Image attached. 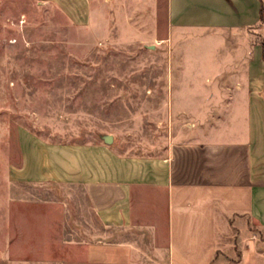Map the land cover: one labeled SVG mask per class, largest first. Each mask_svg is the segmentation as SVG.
<instances>
[{"label":"crops","instance_id":"obj_1","mask_svg":"<svg viewBox=\"0 0 264 264\" xmlns=\"http://www.w3.org/2000/svg\"><path fill=\"white\" fill-rule=\"evenodd\" d=\"M59 4L92 19L94 0ZM165 22L168 39L188 31L220 51L206 55L207 82L168 87L210 117L156 156L20 130L13 178L84 189L105 229L84 244L88 264H264V0H165Z\"/></svg>","mask_w":264,"mask_h":264},{"label":"rangeland","instance_id":"obj_2","mask_svg":"<svg viewBox=\"0 0 264 264\" xmlns=\"http://www.w3.org/2000/svg\"><path fill=\"white\" fill-rule=\"evenodd\" d=\"M191 35L168 39L165 0H94L87 24L59 0H0V264H88L84 244L105 232L81 186L13 178L19 131L54 142L110 135L122 152L162 153L213 110L184 93L175 105L168 90L207 82L208 58L220 56Z\"/></svg>","mask_w":264,"mask_h":264},{"label":"water","instance_id":"obj_3","mask_svg":"<svg viewBox=\"0 0 264 264\" xmlns=\"http://www.w3.org/2000/svg\"><path fill=\"white\" fill-rule=\"evenodd\" d=\"M104 138L106 141H110V135H105Z\"/></svg>","mask_w":264,"mask_h":264}]
</instances>
